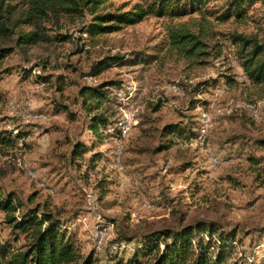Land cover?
<instances>
[{"label":"rangeland","instance_id":"rangeland-1","mask_svg":"<svg viewBox=\"0 0 264 264\" xmlns=\"http://www.w3.org/2000/svg\"><path fill=\"white\" fill-rule=\"evenodd\" d=\"M141 1L111 0L98 11ZM229 1L90 36L88 11L17 25L27 6L5 0L15 8L0 47L15 50L2 64L10 73L0 78V127L25 137L0 147V193L22 203L16 215L36 205L56 212L83 255L95 250L96 264L130 257L147 233L199 222L213 223L217 238L235 232L243 264H264V84L248 79L231 38L236 32L264 43V3L218 19ZM37 28L43 40L17 45L20 32ZM180 28L206 43L202 55L172 46L170 31ZM113 56L101 74H90ZM104 81L118 84L90 113L80 89ZM94 113L109 118L102 137L90 130ZM75 145L81 154L73 155ZM123 234L133 240L118 242ZM24 236L0 213L1 242L19 248Z\"/></svg>","mask_w":264,"mask_h":264},{"label":"trees","instance_id":"trees-1","mask_svg":"<svg viewBox=\"0 0 264 264\" xmlns=\"http://www.w3.org/2000/svg\"><path fill=\"white\" fill-rule=\"evenodd\" d=\"M111 0H23L27 6L26 12L16 24L25 23L39 26L49 14L58 15L59 12L68 14L92 15L86 31L90 36L115 32L124 26L133 25L150 15L168 16L171 19L180 18L207 10L204 6L207 0H144L134 4L130 10L98 11ZM264 0H230L228 6L218 19L226 20L233 16L242 17L249 5ZM14 5L5 4L0 0V35L12 32L11 14ZM40 30L32 29L20 32L17 45L24 46L43 40ZM234 43L238 44L241 54V65L251 83L264 84V43L256 38L242 33H231ZM170 40L174 48L184 51L188 56L202 55V48L206 43L198 35L186 28L171 29ZM13 47H0V78L3 72V61L14 52ZM201 50V51H200ZM118 56L106 57L100 60L90 73L93 76L101 74L103 69L110 66L111 61ZM117 81H104L93 85H83L80 95L83 104L92 113L99 110L109 101V89L117 85ZM110 124L109 118L103 113H94L91 117L90 130L102 137L103 128ZM176 132L174 129L170 133ZM22 132L16 135L12 130L0 127V147H14L19 139L24 138ZM259 143L264 147V140ZM84 148L75 145L73 155H79ZM22 203L13 193L3 196L0 193V213L4 220L18 233L24 234L26 243L17 248L11 241H0V264H96L95 250L83 255L81 248L75 242L73 235L64 226L56 212L42 209L40 205L28 208L16 215ZM218 232L213 223H197L180 229L156 230L145 234L142 242L134 249L130 257H114L111 264H243L236 256V249L241 239H236L235 232H224L215 237ZM118 242H131L132 237L126 234L118 237ZM219 242V244L217 243ZM116 251V250H115ZM253 262L250 257H247Z\"/></svg>","mask_w":264,"mask_h":264},{"label":"built area","instance_id":"built-area-1","mask_svg":"<svg viewBox=\"0 0 264 264\" xmlns=\"http://www.w3.org/2000/svg\"><path fill=\"white\" fill-rule=\"evenodd\" d=\"M206 120H207V117L205 118V122H206ZM119 137V136H118ZM117 141H118V138H117ZM211 160H212V162L214 161V158L212 157L211 158ZM117 164H119V162H118V159H117V162H116ZM94 208V206L93 207H91V208H89L90 210H92ZM90 213V212H89ZM100 233L101 232H95V236H96V238H97V243H100ZM94 248H95V245H94Z\"/></svg>","mask_w":264,"mask_h":264}]
</instances>
